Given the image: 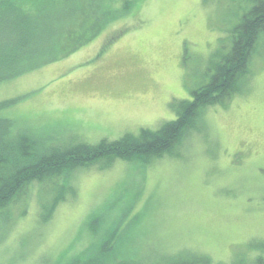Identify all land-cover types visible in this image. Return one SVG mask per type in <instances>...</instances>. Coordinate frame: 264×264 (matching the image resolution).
Wrapping results in <instances>:
<instances>
[{"label": "rangeland", "instance_id": "obj_1", "mask_svg": "<svg viewBox=\"0 0 264 264\" xmlns=\"http://www.w3.org/2000/svg\"><path fill=\"white\" fill-rule=\"evenodd\" d=\"M48 1L64 10L58 50L0 83V100L19 98L4 114L46 144L115 140L174 120L180 101L210 81L252 6L249 0ZM34 26L35 35H44L43 25ZM250 71L243 91L226 106L207 108L204 128L172 153L76 171L75 196L60 197L50 218L43 211L56 182L34 184L1 211L11 219H0V264H72L100 252L101 239L96 244L88 226L93 213L104 216V237L120 239L114 264H186L196 253L209 264L264 257V35Z\"/></svg>", "mask_w": 264, "mask_h": 264}, {"label": "trees", "instance_id": "obj_2", "mask_svg": "<svg viewBox=\"0 0 264 264\" xmlns=\"http://www.w3.org/2000/svg\"><path fill=\"white\" fill-rule=\"evenodd\" d=\"M249 1L252 6L233 28L230 49L224 51L216 63L210 81L194 90L192 99L180 101L177 117L159 129L142 128L139 134L126 133L118 139L105 138L97 143L46 144L16 127L15 120L4 114L19 98L0 100V219H4L3 223L6 224L11 216L5 218L1 211L26 197L34 184L46 188L56 182V193L53 191L55 195L44 206L43 219H47L60 197L75 196L72 177L79 169L96 167L105 170L120 159L150 163L172 153L191 131L200 132L204 128V111L212 106H226L234 95L243 91L251 76L250 63L260 36L264 35V0ZM49 2L41 0L33 6H23L16 0H0V83L27 72L47 52L58 50L54 40L59 28H64L58 21L65 19L62 17L64 10L47 5ZM131 2L125 0V5L129 6ZM38 24L43 25L44 35L33 33L34 25ZM71 51L49 58L58 59ZM103 218L102 214L93 213L88 221V226L97 235L95 243L101 239V251L88 254L85 260L76 259L72 264H114L112 252L118 250L120 239L115 233H108L107 237H104L105 232L101 234ZM261 244L264 250V241ZM177 261L169 264H179ZM209 261L208 256L196 253L185 263L209 264ZM234 262L231 264H243L244 261ZM254 264H264L262 254Z\"/></svg>", "mask_w": 264, "mask_h": 264}]
</instances>
